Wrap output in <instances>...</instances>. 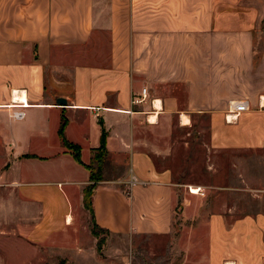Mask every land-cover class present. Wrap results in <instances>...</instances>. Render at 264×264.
Returning <instances> with one entry per match:
<instances>
[{"label": "crops", "instance_id": "1", "mask_svg": "<svg viewBox=\"0 0 264 264\" xmlns=\"http://www.w3.org/2000/svg\"><path fill=\"white\" fill-rule=\"evenodd\" d=\"M232 101L249 109L226 121ZM196 116L211 149L264 154V0H0V264L9 243L49 244L71 229L102 142L95 226L167 234L179 186L153 158L168 155L174 121ZM62 118L84 166L63 146ZM61 160L71 179L24 167ZM130 173L144 184L128 189ZM208 225V264H264V213Z\"/></svg>", "mask_w": 264, "mask_h": 264}, {"label": "rangeland", "instance_id": "2", "mask_svg": "<svg viewBox=\"0 0 264 264\" xmlns=\"http://www.w3.org/2000/svg\"><path fill=\"white\" fill-rule=\"evenodd\" d=\"M173 126L168 155L153 158L156 168L170 170L172 182L179 186L167 234L111 237L95 226L83 205L73 211L71 229L55 231L52 243L7 244L15 253H7L6 264H208L210 215H223L229 225L239 217L264 213L259 209L264 200V154L211 149L203 116L194 117L188 127L176 121ZM104 158L90 168L98 180L88 185L87 202L104 179ZM41 163L46 164L24 167L44 181H65L76 175L62 160ZM188 187H200L205 194L192 196Z\"/></svg>", "mask_w": 264, "mask_h": 264}, {"label": "built area", "instance_id": "3", "mask_svg": "<svg viewBox=\"0 0 264 264\" xmlns=\"http://www.w3.org/2000/svg\"><path fill=\"white\" fill-rule=\"evenodd\" d=\"M141 94L143 96H146V90L143 89L141 91ZM248 105L245 101H232L229 103L228 108H227V113L225 116V120L226 121H234L236 120L241 114L245 113L248 111ZM23 117V114L20 112H16L14 113V118L16 119H20ZM144 182H141L140 180H138L134 175H132L130 173L129 179L124 182V185L127 186L128 189L133 188L134 186L137 185H143ZM195 194L196 195H201L203 196V192L200 190V188H196L195 189ZM191 192V190H190Z\"/></svg>", "mask_w": 264, "mask_h": 264}, {"label": "trees", "instance_id": "4", "mask_svg": "<svg viewBox=\"0 0 264 264\" xmlns=\"http://www.w3.org/2000/svg\"><path fill=\"white\" fill-rule=\"evenodd\" d=\"M65 125H66V121L64 118L61 119V125H60V128H59V137L61 138L62 140V143H63V146L65 149H67L68 151H70L73 159L81 166H84L80 160V155H79V148L76 147V146H73L69 143H67L63 137V130L65 128ZM104 155H105V149H104V145H103V142L101 143L100 147H99V150L97 151V153L95 154L94 156V161L97 162V164L99 165L102 158H104ZM92 170H90V182L92 181H97L98 178H94L93 174H92ZM88 191H89V186H87L84 191H83V194H84V197H83V203H84V207H87L89 212L91 213L92 215V203L91 202H87V194H88Z\"/></svg>", "mask_w": 264, "mask_h": 264}, {"label": "bare ground", "instance_id": "5", "mask_svg": "<svg viewBox=\"0 0 264 264\" xmlns=\"http://www.w3.org/2000/svg\"><path fill=\"white\" fill-rule=\"evenodd\" d=\"M181 121H182V124H183V125H186V124L188 123V122H187L188 120L186 121V119L183 118V117H182ZM186 122H187V123H186ZM192 192L195 193V192H196L195 189H194ZM69 223H70V218H67V219H66V224H69Z\"/></svg>", "mask_w": 264, "mask_h": 264}]
</instances>
